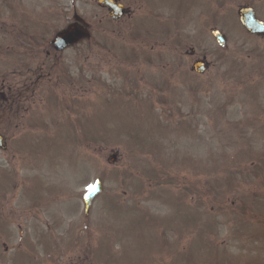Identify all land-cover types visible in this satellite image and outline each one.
Masks as SVG:
<instances>
[{"label":"rangeland","instance_id":"rangeland-1","mask_svg":"<svg viewBox=\"0 0 264 264\" xmlns=\"http://www.w3.org/2000/svg\"><path fill=\"white\" fill-rule=\"evenodd\" d=\"M51 4L0 0V76L16 55V35H41L42 45L63 26ZM23 17L41 18L42 26ZM100 36L94 25L92 38ZM237 36L219 46L200 33L210 61L203 73L192 72L191 58L164 47L159 34L145 43L123 27L102 38L115 55L89 57L87 71L73 50L74 79L87 76L83 94H73L83 113L67 120L68 131L40 140L39 170L54 172L52 183L44 181L50 192L38 184L41 200L56 210V264L76 256L94 264H264V66L259 41ZM93 39L91 49H99ZM96 177L104 188L85 216L82 194ZM2 201L0 264L43 256L42 233L33 232L26 235L36 254L27 245L12 259L25 220L3 217ZM7 231L11 238L2 237Z\"/></svg>","mask_w":264,"mask_h":264},{"label":"flooded vegetation","instance_id":"flooded-vegetation-1","mask_svg":"<svg viewBox=\"0 0 264 264\" xmlns=\"http://www.w3.org/2000/svg\"><path fill=\"white\" fill-rule=\"evenodd\" d=\"M51 1L53 4L48 9L54 21H61L66 25L77 20L78 25H87L91 31L90 36L57 48L50 39L41 45L39 40L32 38V34H20L16 38L18 49L11 51V54L16 55L10 56L0 76L2 216L10 221V217L17 214L25 220L24 224L17 225L18 244L17 250H13L15 252L12 259H17L18 251L27 245L28 251L36 254L33 242L28 240L26 234L49 233L48 242L38 241L43 248L42 252L45 249L48 251L43 256L38 251L37 255H28L26 264H56L53 235L57 227L54 217L56 210L46 200H41L42 188L38 184L41 181L52 183V180L50 176H41L38 163L34 160L40 136H52L58 130H68L66 122L72 118L73 101H76L73 100V94L76 95L74 90L86 87L87 76L84 72L76 76L77 80L73 76L74 47V52L81 56L83 69L87 71L89 57L95 56L102 60L115 55L114 50L103 39L106 40L111 34L116 35L123 27L131 31L133 39L140 38V42L145 43H149L146 38L159 34L164 47L170 48L171 43L180 57L187 55L193 63L202 59L208 69V52L198 44L199 36L201 32L207 33L219 45L212 32L219 29L225 39L221 46L230 44L238 38L237 35L259 41L254 46L261 55L259 64L264 66V0H114L124 8V12L121 11L118 16L112 15L110 5L101 0ZM249 11H253L259 20V32L250 31L243 23L248 18ZM94 25L99 26L102 37L92 38ZM92 39L99 49H91L92 42L89 40ZM79 45H82V49L76 47ZM164 49L162 54L165 56ZM7 51L10 52L9 49ZM110 51L112 55L107 54ZM228 52L232 55L233 50ZM15 62L17 65L13 66ZM193 63L191 71L195 72ZM44 186L48 192L52 190L50 183L44 182ZM42 214L45 215L43 220ZM37 222H40V226ZM25 226L30 230L24 231ZM2 237L11 238L12 232H4ZM3 246L5 250L8 249L6 243ZM66 259L67 264H94L87 257ZM247 263L244 261L240 264Z\"/></svg>","mask_w":264,"mask_h":264},{"label":"water","instance_id":"water-1","mask_svg":"<svg viewBox=\"0 0 264 264\" xmlns=\"http://www.w3.org/2000/svg\"><path fill=\"white\" fill-rule=\"evenodd\" d=\"M118 9L117 7H114V10L116 11ZM118 11H121L120 9ZM245 24L248 26L250 30L259 32L260 31V26L259 23L254 20H245ZM88 35V31H85L83 29H79L76 25V23H71L69 24L66 28L60 30L55 38L54 42L59 45L60 47L64 46L67 43L73 42L77 40L78 38ZM195 68L197 70L202 71L204 69V66L201 62H196L195 63ZM111 159H114V156L111 157ZM102 190V184L99 179L95 181V183L85 192L84 194V199L86 203V209H88L90 202L92 198L99 193Z\"/></svg>","mask_w":264,"mask_h":264}]
</instances>
